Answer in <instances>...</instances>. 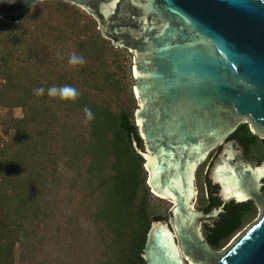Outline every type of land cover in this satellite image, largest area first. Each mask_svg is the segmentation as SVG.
I'll use <instances>...</instances> for the list:
<instances>
[{"label": "water", "instance_id": "water-1", "mask_svg": "<svg viewBox=\"0 0 264 264\" xmlns=\"http://www.w3.org/2000/svg\"><path fill=\"white\" fill-rule=\"evenodd\" d=\"M38 1L3 0L0 17H19ZM66 1L136 57L134 118L149 155L134 146L151 190L174 203L173 226L151 222L143 264H183L179 248L190 264H264V159H245L244 147L227 140L212 164L223 204L253 200L261 210L222 250L200 223L217 220L223 204L204 215L191 207L194 171L216 145L240 123L264 136V0Z\"/></svg>", "mask_w": 264, "mask_h": 264}, {"label": "trees", "instance_id": "trees-1", "mask_svg": "<svg viewBox=\"0 0 264 264\" xmlns=\"http://www.w3.org/2000/svg\"><path fill=\"white\" fill-rule=\"evenodd\" d=\"M31 8L19 17H0V76L5 80L0 104L21 107L23 113L9 116L6 131L12 135L0 149V264H45L52 245L58 251L49 264H87L84 252L75 253L92 238L93 247L103 243L95 264H143L151 222L167 219L150 203L144 158L134 146L143 147V139L131 110H114L106 101L90 96L60 66L71 56L58 54L64 52L67 37L80 21L82 27L93 30L88 43L80 40L82 55L78 56L85 61L78 64L80 70H89V59L101 61L113 47L93 29L94 20L80 12H56L58 16L50 14L54 18L38 17L35 25H14ZM68 17L72 20L67 22ZM65 85L77 89L79 96L72 100L47 94L49 88ZM41 87L45 93L35 95L34 89ZM131 100L135 101L133 96ZM85 107L91 110V119H86ZM74 114L88 125V136L71 127L68 118ZM240 129L246 132L245 140L258 142L247 123ZM62 189L75 192L78 208L60 222ZM219 205L220 200L212 196L205 210ZM255 213L253 200L226 202L217 220L203 224L204 237L219 249Z\"/></svg>", "mask_w": 264, "mask_h": 264}, {"label": "rangeland", "instance_id": "rangeland-1", "mask_svg": "<svg viewBox=\"0 0 264 264\" xmlns=\"http://www.w3.org/2000/svg\"><path fill=\"white\" fill-rule=\"evenodd\" d=\"M56 2L57 3L63 2L64 5L59 4L60 5L59 6ZM56 12H80V14L85 17V19L94 20V26H92L93 29L99 31L100 34L102 35L98 22L95 20V18L91 14H89L83 8L75 4H72L66 0H40L38 1L37 4H34L32 6L30 13L27 16H25V18H23L20 21H15L14 25L19 26L22 23L29 24V25H35L38 20V17L40 18V16H43L45 18L51 15L58 16V13ZM53 16L51 17L54 18ZM64 20L68 22V20H72V19L68 17L67 19H64ZM77 25H78L77 27L73 28L74 33H70V36L67 37L65 41L66 49L64 50V52H61V53L58 52V54L66 55L67 53L69 56H72L74 54L77 56L80 54L82 55V51L80 47V40L81 39L86 40L93 30H89L88 27H82V21H80V23L78 22ZM79 31L81 32L79 33V35H77L76 33ZM102 37L105 38L103 35ZM109 42L113 47L112 49L113 52H107L105 56H101V59H100L101 61H98V60L96 61L93 59V57L89 59L88 60V64L90 65L89 70L84 69V67L82 70H80V67L78 66V64L76 65V67H71L68 62L69 60L65 62H61L60 66L61 67L65 66V68H62V69L64 70L67 69L68 72L72 76H74L77 80H79L78 84L84 90H86L90 96H93L98 101L100 102L103 100L106 101V103H108L111 106V108L114 110H117L120 107L130 109L133 115V120L136 124V121L134 118V111L139 104L136 94L134 92L136 78L133 73V66L136 63V57L134 53L129 51L127 48L119 46V45H114L111 40H109ZM84 43H88V40H86ZM85 46H88V44H85ZM67 48H68V51H67ZM4 82H5L4 78L0 76V89L4 85ZM132 96L135 101L131 100ZM61 108H62V104H61ZM11 114H14L17 117H21L23 115L22 108L21 107L10 108L7 105L0 104V149L7 143V141L11 138V135H12L11 131H10V134H8L6 131V122L8 121L9 116ZM68 122L70 123L71 127L74 128L75 132H78V134L82 133L88 136L87 135L89 133L88 125L84 122L81 115H77V114L71 115L70 118H68ZM247 124H248L249 129L252 131L250 124L249 123ZM257 136H258V139H264V136L262 135L258 134ZM219 145L220 144L216 145L211 150V152L215 150ZM136 147L139 150V152L141 153L145 152L144 146L139 147L136 145ZM263 156H264L263 146L261 147L260 145H254L251 147L250 157L252 159L259 160ZM203 164H205V162L202 163L196 170V177L194 178V182L196 179V183H197L196 191L201 190L200 189L202 185L201 183L203 181L204 170L206 168V166H203ZM146 183H147V180H146ZM148 187H149V191L151 192L150 203L152 205V208L155 210L156 213H162L166 215L167 219L166 220L163 219V220L168 222L169 226H173V220L170 214V209L172 208L173 203L167 197L159 196L157 193L152 191L149 185ZM260 192L264 196V190ZM59 195L63 199V201L60 203V207L58 211L59 220L60 222L63 220L67 221L68 214L73 213L72 210L74 208H78L76 207V201L78 197L75 195V192L73 193L71 191H68V189H62V191L59 192ZM198 195L199 193H197V196ZM200 196H201V192H200ZM255 205H256L255 215L252 218H250L239 231L249 226L259 217L261 210L257 206L256 203ZM191 207L193 210L197 209V205L195 203L194 205L191 203ZM80 210H83V208H80ZM82 223L84 224V226L87 227V225H85L86 223L85 220H83ZM62 224L65 225V222H63ZM89 225H91V223L88 224V227L90 231L94 233V230H95L94 226L90 227ZM201 232L203 236L204 235L203 230H201ZM238 232H236L234 236ZM92 240L93 238L88 241V245L85 244L84 247L78 248L75 253V256H77V254L84 252V255L86 257L88 256L89 258V260L86 261L87 264H95L96 259L100 258V255H101L99 250L101 249L100 246L103 245V243L99 241V243L97 244V247H93ZM229 242L230 241H228L225 245H223L217 250H222ZM50 248L51 249L47 252V257H45V261H46L45 264H49L48 263L50 261L49 258L50 257L53 258V255L56 254V252L58 251L57 245L56 246L52 245ZM82 248H85V251ZM179 253L182 259V263L190 264V259L187 258L181 252L180 248H179ZM106 257L107 255L104 254V258ZM102 259H103V256H102Z\"/></svg>", "mask_w": 264, "mask_h": 264}, {"label": "flooded vegetation", "instance_id": "flooded-vegetation-1", "mask_svg": "<svg viewBox=\"0 0 264 264\" xmlns=\"http://www.w3.org/2000/svg\"><path fill=\"white\" fill-rule=\"evenodd\" d=\"M243 123H240L239 125H237V127L235 128V130L233 132H231L229 135H227V137L224 138V140L221 142V144L212 152L210 151L208 153V155L206 156V158L204 160H202L196 167L195 171H194V178L196 177V170L197 168L205 162V164H203V166H206L205 170H204V176L203 178L206 180L205 182H202L201 185V190L196 191L197 193H199V195L197 196V193H194L193 198L191 200V203L194 205V203L197 205V211L200 212L201 215H204L206 213L212 212L214 209H217L218 207H220L223 203L221 200V194L219 191V186L217 184H215L210 176H209V172L210 169L212 167V164L214 162V160L216 159V157L218 156L219 152L221 151V149L223 148V142L227 141V140H235L238 141L243 147L244 149L242 150L243 152V157L245 159H249V160H257V159H252L250 157V150L251 147L254 145H260L261 147H264V139H258V142L255 141V139H248L245 140L244 135L246 132L243 129H240V126ZM253 133V131H251ZM233 141V146L236 148L238 147L236 145V142ZM144 144V149H145V142L143 141ZM146 151V150H145ZM144 158V157H143ZM264 159V156L257 160L259 161V163ZM145 162V161H144ZM145 168V166H144ZM145 170L147 171V169L145 168ZM263 184L260 187V191H263V185H264V179L262 180ZM195 188H197V183H196V179H195ZM200 192H201V196H200ZM217 197L220 200V205L219 206H215L212 207L210 210H205V206L207 205V203L210 200V197ZM198 200V201H197ZM197 201V202H196ZM173 203V201H172ZM226 203V202H225ZM174 204V203H173ZM172 204V206H173ZM218 217H219V213H218ZM206 222H213V221H203L201 224V230H203V224Z\"/></svg>", "mask_w": 264, "mask_h": 264}, {"label": "clouds", "instance_id": "clouds-1", "mask_svg": "<svg viewBox=\"0 0 264 264\" xmlns=\"http://www.w3.org/2000/svg\"><path fill=\"white\" fill-rule=\"evenodd\" d=\"M0 2H3V0H0ZM7 2L8 3H15L16 0H7ZM68 62L71 65H77V64H83L85 61H84V58L82 56H77L74 54L69 58ZM34 93L37 96L43 95L45 93V89L42 87L34 89ZM47 94L49 96H53V97L59 96L61 99H72V100H74L76 97L79 96V92L77 91V89H75L71 86H68V85L62 86L60 88L51 87L47 90ZM84 112L86 115V119L92 118V113H91L90 109L85 107Z\"/></svg>", "mask_w": 264, "mask_h": 264}, {"label": "bare ground", "instance_id": "bare-ground-1", "mask_svg": "<svg viewBox=\"0 0 264 264\" xmlns=\"http://www.w3.org/2000/svg\"><path fill=\"white\" fill-rule=\"evenodd\" d=\"M134 67V66H133ZM133 73H134V69H133ZM134 76H135V74H134ZM136 77V76H135ZM134 92H135V87H134ZM135 94H136V92H135ZM137 97V96H136ZM139 124V123H138ZM143 153H146V152H143ZM147 154V153H146ZM147 155H149V154H147ZM202 161V160H201ZM199 164V163H198ZM159 196H161V195H159ZM171 201V200H170ZM172 202V201H171Z\"/></svg>", "mask_w": 264, "mask_h": 264}]
</instances>
